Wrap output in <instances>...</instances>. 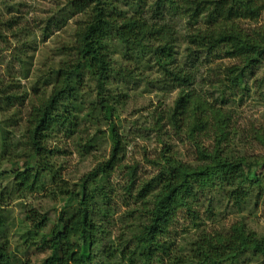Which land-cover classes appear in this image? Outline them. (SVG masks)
Masks as SVG:
<instances>
[{
    "label": "trees",
    "instance_id": "16d2710c",
    "mask_svg": "<svg viewBox=\"0 0 264 264\" xmlns=\"http://www.w3.org/2000/svg\"><path fill=\"white\" fill-rule=\"evenodd\" d=\"M168 2L176 4L172 6L180 9L189 25L186 60L179 73L168 69L176 57L174 47L168 43L152 44L166 34L161 28L156 29L155 24L136 13L130 16L121 11L112 13L113 5L108 0H69L70 10L82 15V19L76 22L72 38L58 51L61 63L46 76L34 75L30 89L26 90L20 84L30 73L18 54L11 56L18 70L12 67L5 76H0V181L10 177L14 196L20 199L46 191L48 197L61 198L58 203L62 210L53 221L31 209L27 214L30 235L25 244L35 247L39 253L49 252L42 264H264V237L255 239L252 233L246 234L243 224L233 225L227 234L207 236L204 242L198 240L187 253L177 252L174 235L179 218L188 216L195 220L197 203L216 190L224 194L227 203L240 207L247 205L250 191L263 188L256 203H262L264 216V157L250 156L241 148L235 152L226 147L228 152H225L213 143L208 152L198 145L200 142L197 144L194 133L196 129L205 130L194 124L195 112L201 110V115L211 116L218 127L212 124L217 128L216 144L225 140L229 146L227 118L220 117L222 113L215 108H205V103L213 99L220 107L236 97L243 103L247 95L264 90L262 80L255 81L254 86L247 84L252 71L264 60V33L251 29L260 23L264 0ZM14 20L16 17L0 20L1 31L16 27L18 23ZM24 31L25 27L23 34ZM5 39L0 32V41L6 42ZM25 44H20L18 53L23 54ZM115 44L149 53L173 86L185 89L180 94L182 98L175 102V110L163 119L176 131L184 128L195 135L192 142L196 163L200 166L186 168L164 156L162 169L158 162L148 163L159 166L152 179L145 183L138 180L134 169L122 166L123 139L110 122L111 108L103 104V112L99 113L110 122L112 144L108 161L84 175L75 192L66 189L62 182L49 190L47 182L55 184L52 158L57 154L51 147L50 137L56 128L71 124L72 118L76 120L85 103L95 108V101H86L80 95L85 92L87 82L94 83L92 92L98 101L102 98L101 103L108 94L106 86L111 74H116L118 79L133 78L132 70L113 68L109 49ZM216 60L229 63L209 68ZM204 67L209 69L205 78L199 80L197 72ZM40 89L42 95L38 94ZM198 95H207L205 103ZM25 105L29 109L26 108L28 113L22 129L16 116L20 114L17 108ZM11 110L14 111L9 114ZM259 144L263 146L264 140ZM92 145L93 138H88L83 147L89 149ZM116 169L128 172L129 183L121 182V187L112 190L105 183ZM107 190L129 209L116 213L117 204L111 202L112 196ZM3 196L0 191V264H30L9 249ZM116 225H119L117 230Z\"/></svg>",
    "mask_w": 264,
    "mask_h": 264
},
{
    "label": "rangeland",
    "instance_id": "374dc122",
    "mask_svg": "<svg viewBox=\"0 0 264 264\" xmlns=\"http://www.w3.org/2000/svg\"><path fill=\"white\" fill-rule=\"evenodd\" d=\"M68 1L0 0V20L10 21L12 17H16L14 22L18 23L13 29L7 31L0 29L3 38H6V42L0 41V76H5L8 69L12 67L18 70V65L11 57L12 55L17 57L18 54L21 60L25 61V67L30 73V77L27 80L22 79L20 84L26 90L30 89L34 75L46 76L51 69H55L61 63L58 51L72 38L77 26L76 22L82 19V15L70 10ZM110 1L113 5L112 13L121 11L128 16L134 13L139 14L148 23L155 24L156 29L161 28L165 31L166 34L162 40L152 41V44L158 46L168 43L174 47L176 57L168 65V69L179 73L186 60V35L189 25L180 9L172 6L176 4H170L168 0L161 2L158 0H108ZM59 24L61 28H58ZM23 27H25L24 34ZM251 29H258L264 33V14L261 16L260 23L251 26ZM23 43H26L24 52L20 54L17 49ZM109 53L113 59V68L126 67L132 70L133 78L118 79L116 74H111L109 84L106 86L108 94L104 95L105 99L101 103L102 98L98 101L96 93L92 92L94 83L87 82L83 90L86 93L92 92V95H87L85 92L80 95H83L86 101H95V108L91 109L87 106L88 103H85L80 114H76V120L72 118L71 124L56 128L50 137L51 147L56 149L57 154L52 158L55 184L51 185L47 182L49 190L58 185V182H62L66 189L75 192L84 175L92 173L98 166L108 161L112 145L110 122L123 139L125 158L122 166L134 169L136 178L144 183L152 179L159 170L158 165L154 167L148 163L158 162L162 169L164 156L171 163L182 164L186 168L195 169L200 166L196 163L195 144L192 142L195 135L197 144L200 142L201 144L198 145L203 146L208 152H211L213 143L215 148L219 146V150L222 149L225 152H228L226 147L235 152H239L237 149L241 148L250 156L264 157V144L263 146L259 144L264 140V90L257 91L254 95H247L243 103L236 97L230 102L228 100L221 104L220 107L217 100L215 102L210 99L205 103L204 99L207 95H198L201 102L205 103V108H215L222 113L220 117L227 118L225 125L230 134L229 146L228 141L225 140L217 145L215 131L218 127L215 122H212L211 116L201 115V110L198 113L195 112L194 124L199 129L204 127L205 130L201 132L196 129L193 136L191 131L187 132L184 128H178L176 131L168 121L163 119L175 110V102L182 98L183 95L180 94L185 89L173 86L175 84L164 76L154 57L149 53L127 50L116 44L110 45ZM228 63L227 60H216L208 67L214 68L216 65ZM209 68L204 67L198 70L199 80L202 77L205 78L206 70ZM261 80L264 82V60L252 71V77L247 84L254 86L255 81ZM41 89L38 92L39 95L43 93ZM98 103L100 104L97 106ZM103 104H108L111 108L110 122L104 120L99 113L103 112ZM26 108L29 109L27 105L17 108L20 114L16 116V119L22 129L28 113ZM13 111L11 110L9 114ZM200 120H203L201 126H199ZM68 133H72L71 136H67ZM224 137H227L226 134ZM88 138H93V145L89 149L83 147ZM209 138L214 139L213 142ZM220 155L226 156L225 153ZM124 170L116 169L105 185L116 190L121 187V182L129 183L128 172ZM9 178H3L0 181V188H2L0 191L4 194L5 201L3 204V219L6 222L4 230L9 249L15 252L19 259L28 261L30 264H42L49 252L39 253L35 247L29 248L25 244L30 235L27 214L31 209L47 215L48 219L53 221L62 210V205L58 203L61 198L57 197L55 200L53 197H48L47 191L21 199L17 198L14 196L13 183ZM261 189L263 188L250 191V200L246 201L247 205L237 204L240 207L234 206L231 202L227 203L224 194L217 190L202 198L197 203L199 208L195 214V220L188 216L179 218L174 234L177 252H189L198 240L204 242L207 236L227 234L235 224H243L246 234L252 233L255 239L264 237L262 203H256ZM107 192L111 193V202L117 204L116 213L129 209L120 199L117 200L111 190ZM118 227L119 225H116L114 228L117 230Z\"/></svg>",
    "mask_w": 264,
    "mask_h": 264
}]
</instances>
